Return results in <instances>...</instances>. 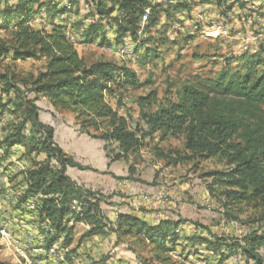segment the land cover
I'll return each mask as SVG.
<instances>
[{
  "label": "trees",
  "instance_id": "1",
  "mask_svg": "<svg viewBox=\"0 0 264 264\" xmlns=\"http://www.w3.org/2000/svg\"><path fill=\"white\" fill-rule=\"evenodd\" d=\"M207 1L200 0L201 3ZM225 1L215 2L221 6ZM82 3L84 9L80 7ZM229 4L227 8L234 2ZM187 8L189 4L185 0L173 5L147 0H0V30L5 35L0 41V61L7 57L13 61L42 57L46 60L45 70L39 72L29 86L27 80L16 78L12 72H0V119L7 117L0 120L3 157L16 155L13 147L21 149L18 160L30 161L27 158L33 153L45 155L42 161L28 164L26 171L14 178L20 177V181L27 184L25 196L39 192L45 195L37 217L41 222L47 221L53 229L46 239V249L61 236L68 240L73 223L84 221L92 224L90 235L108 229L145 238L163 263L168 262L166 254L175 252L179 245H202L217 257L218 264L231 256H239L243 264H264V128L258 122L259 112L264 111V70L257 72L254 66L243 74L223 70L210 79L204 89L186 84L178 91L176 102L160 105L152 113H143L145 126L135 125L128 130L126 121L117 116L104 94L113 93L111 84H135L133 73L105 61L87 64L75 48L73 39L78 31L84 36V42L109 45L104 31L106 24L113 29L117 43L128 37L138 54L139 64L143 65L156 56L155 42L166 41L167 23L157 27L160 18L172 20ZM146 9L147 18L139 36ZM43 12L46 23H35V18ZM69 13L80 20L69 23L62 18ZM56 17L62 18L61 21H56ZM153 28L157 35L143 38ZM141 49L144 51L139 53ZM38 96L46 98L55 108L75 112L97 123L108 118L112 129L102 138L116 143L120 152L115 158L138 152L156 132L161 137L183 133L189 159L217 155L225 158L229 169L211 171L206 176L223 188L225 206L248 204L258 210L252 227L240 237L229 238L200 233L180 235L179 227L184 223L181 219H161L150 225L127 211L119 212L114 223L106 221L101 217V197L67 173L70 167L82 168L56 144L53 127L41 122ZM156 152L159 158L168 157L159 150ZM71 218L72 225L68 226ZM181 237L186 245L180 244ZM186 253L190 255L192 251L188 248ZM107 260L92 264H107ZM0 264L4 263L0 261Z\"/></svg>",
  "mask_w": 264,
  "mask_h": 264
},
{
  "label": "rangeland",
  "instance_id": "2",
  "mask_svg": "<svg viewBox=\"0 0 264 264\" xmlns=\"http://www.w3.org/2000/svg\"><path fill=\"white\" fill-rule=\"evenodd\" d=\"M185 1L189 8L174 15L172 20L160 18L157 27L167 23L166 41L163 44L155 42L157 57L152 56L143 65L139 64L133 47L128 53L118 52L128 37L117 43L109 25L105 24L104 28L109 45L84 42L81 31L75 33V48L87 64L105 61L116 67H126L133 73L135 84H111L113 93L104 94L117 116L126 121L128 130L134 129L135 125L145 126L143 113H152L160 105L176 102L178 91L186 84L204 89L209 80L223 70L234 74H243L253 66L257 72L264 70V0H226L221 6L216 5V0ZM232 1V7L227 8ZM80 7L85 8L83 3ZM62 18L69 23L80 20L73 13ZM34 21L46 23L45 13ZM148 35L155 37L156 30L151 29L143 38ZM4 37L0 30V41ZM45 65L43 57L24 61L7 57L0 61V72H12L16 78L27 80L29 86L38 73L45 70ZM115 76L118 78L117 73ZM149 95H152L150 99L141 100ZM37 105L41 122L54 129L56 144L63 145L66 155L80 163L82 173L77 175L78 183L101 197V217L106 221L114 223L116 209H122L150 225L161 219H181L184 223L179 227V233L187 236L200 233L207 237H240L252 227L258 210L248 204L225 206L223 188L214 185L212 178L206 176L211 171L229 169L226 159L219 155L187 158L183 133L161 137L156 132L138 152L115 158L120 152L116 143L102 138L112 129L108 118L97 123L75 112L55 108L43 96H38ZM259 116L258 122L264 128V111L259 112ZM236 140L243 141L241 138ZM157 150L168 157L159 158ZM3 156L0 152V184L6 181L4 177L8 176L9 168L19 161L17 154L7 160ZM44 158L43 153L30 154L28 164L33 165ZM9 176L11 186L16 184L18 180L14 175ZM155 191H162L163 198L132 206L141 194ZM20 220L18 227L14 225L13 229L20 239L29 240L27 260L11 253L0 238V261L4 264H92L104 258L108 259L107 264H218L217 257L204 246L186 245L182 237L180 244L186 246L179 245L175 252L166 254L169 259L163 263L145 238L108 229L90 235L92 224L84 221L73 223L68 240L59 237L55 242L59 250L54 257H49L44 251L34 252L39 247L46 249V243L39 244L38 234L42 229L37 214L24 213ZM72 222L71 218L68 226ZM181 247L187 249L180 250ZM65 248L68 251L63 250ZM188 248L192 251L190 255L186 253ZM234 257L223 264H243L239 256V261ZM44 258L47 259L45 263Z\"/></svg>",
  "mask_w": 264,
  "mask_h": 264
},
{
  "label": "built area",
  "instance_id": "3",
  "mask_svg": "<svg viewBox=\"0 0 264 264\" xmlns=\"http://www.w3.org/2000/svg\"><path fill=\"white\" fill-rule=\"evenodd\" d=\"M150 2L155 1H162L166 4L173 5L178 0H147ZM148 14V9L145 10V14L142 16L141 21V27L138 31V35L142 36V28L144 26V23L146 21ZM75 41V39H73ZM133 47V43L126 41L123 42L121 46L118 48V52L120 54L128 53L131 48ZM1 121L7 120V117L4 116L0 119ZM2 134V131L0 130V135ZM15 153H17V157H20L21 155V149L17 147L12 148ZM1 153H3L2 150H0ZM9 159V158H8ZM7 160V159H6ZM28 168V161L26 159H19V161L16 162V165L12 168H9L8 175H16L20 172H25ZM6 181H2L4 183L0 184V238L2 239V242L5 247L11 253L16 255L17 257L23 258L24 260H27V251L30 249V243L29 240L20 239L19 236L15 235L14 227H18V225L21 222V218L23 217V214L30 213L31 214H37V209L39 207L40 202L45 197L41 192L33 194L31 196H25V190L27 188V184L23 181H20V177L17 178V183L11 186L10 180L8 176H5ZM164 196V193L162 191H155L152 194H141L137 202H133L132 206L136 207L139 203H149L151 201H159ZM73 209L76 208V202H72ZM123 212L122 209H116L115 216L119 213ZM41 229L42 231L38 234L39 238V244L43 246L46 243V239L49 234L53 232V229L51 225L47 221L41 222ZM58 246L54 243L51 245L48 249H43L42 247H39L38 249H34V252H41L44 251L47 253L49 257H54V255L57 254ZM65 251H68L66 248L63 249ZM235 260H238V257H234ZM46 258L43 259V263L46 262Z\"/></svg>",
  "mask_w": 264,
  "mask_h": 264
},
{
  "label": "crops",
  "instance_id": "4",
  "mask_svg": "<svg viewBox=\"0 0 264 264\" xmlns=\"http://www.w3.org/2000/svg\"><path fill=\"white\" fill-rule=\"evenodd\" d=\"M60 147L63 149V150H65V148H64V146L62 145H60ZM67 173L75 180V181H77L78 182V180H77V175H78V173H82L81 172V170H78L77 168H73V167H70V168H68V170H67Z\"/></svg>",
  "mask_w": 264,
  "mask_h": 264
}]
</instances>
